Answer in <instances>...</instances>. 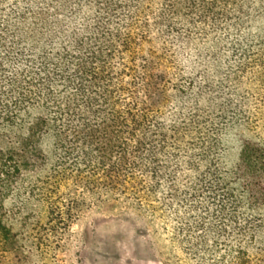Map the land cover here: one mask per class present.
<instances>
[{
	"label": "trees",
	"instance_id": "1",
	"mask_svg": "<svg viewBox=\"0 0 264 264\" xmlns=\"http://www.w3.org/2000/svg\"><path fill=\"white\" fill-rule=\"evenodd\" d=\"M241 1L52 0L1 33L0 264L36 262L4 217L22 189L59 225L172 217L165 264H264V0Z\"/></svg>",
	"mask_w": 264,
	"mask_h": 264
},
{
	"label": "rangeland",
	"instance_id": "2",
	"mask_svg": "<svg viewBox=\"0 0 264 264\" xmlns=\"http://www.w3.org/2000/svg\"><path fill=\"white\" fill-rule=\"evenodd\" d=\"M166 1L155 0L154 12L158 13ZM51 2L0 0V35L3 33L7 38L13 36L18 40L15 33L22 25V18L47 10ZM250 5L249 0L247 7ZM236 14L233 11L232 17ZM230 145L232 150L228 157L235 159L239 143L231 139ZM34 195L26 194L23 189L11 195L4 213L6 223L17 234L20 244L38 246L33 256L34 264H165V261L175 262L180 255L174 243L176 223L172 222V217L138 212L130 205L111 200L93 206L82 205L69 225H59L50 222L48 204ZM3 255L6 257L2 258V264H14L12 253ZM23 264L31 263L25 261Z\"/></svg>",
	"mask_w": 264,
	"mask_h": 264
}]
</instances>
